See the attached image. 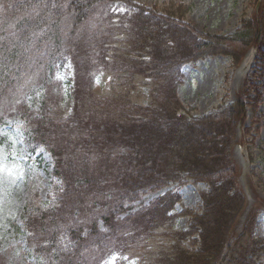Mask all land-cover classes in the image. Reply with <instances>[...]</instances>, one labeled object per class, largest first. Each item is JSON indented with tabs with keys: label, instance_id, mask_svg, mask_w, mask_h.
Wrapping results in <instances>:
<instances>
[{
	"label": "trees",
	"instance_id": "16d2710c",
	"mask_svg": "<svg viewBox=\"0 0 264 264\" xmlns=\"http://www.w3.org/2000/svg\"><path fill=\"white\" fill-rule=\"evenodd\" d=\"M3 4L13 28H0V100L8 99V118L24 119L31 151L44 147L54 160L52 208L33 206L27 220L28 241L44 264H101L129 252L143 234L147 239L173 221L181 202L178 190L148 205L144 196L188 181L208 186L200 194L202 212L184 211L191 217L189 230L147 264H258L253 230L264 211L251 209L236 236L246 200L232 150L262 86L248 80L233 105L203 116L191 115L177 90L182 68L208 57L226 55L237 65L254 48L257 64L264 65V0H255L252 18L229 36L197 32L185 22L188 8L177 3L162 9L133 0ZM118 7L126 13L114 23L111 12ZM68 60L76 77L87 67L90 73L108 70L149 80V104L117 95L88 106L76 92L75 120H66L54 91H62L56 71ZM42 74L46 78L37 88L45 94L35 114L23 95L28 82ZM190 239L187 249L181 243Z\"/></svg>",
	"mask_w": 264,
	"mask_h": 264
},
{
	"label": "rangeland",
	"instance_id": "374dc122",
	"mask_svg": "<svg viewBox=\"0 0 264 264\" xmlns=\"http://www.w3.org/2000/svg\"><path fill=\"white\" fill-rule=\"evenodd\" d=\"M5 0H0V28H13V21L7 18L4 7ZM136 4L149 9H162L171 3L182 4L188 8L185 22L197 32L208 35L229 36L242 27L244 20L252 18L255 0H133ZM116 16L114 23L126 9L112 10ZM116 49H121L117 46ZM264 52V48H262ZM111 54V53H110ZM257 52L250 48L236 65L226 55L208 57L202 61L185 65L182 68L183 82L177 90L182 105L192 110L191 115L203 116L220 106L233 105L236 95L248 80L259 89L260 100L255 107H248L245 122L237 129L236 143L232 157L239 168V183L245 195V209L239 220L236 236L241 234L245 217L251 209L264 211V65L257 64ZM57 80L62 84L57 101L60 112L66 120H75L74 98L80 92L85 96V103L105 104L117 95L130 100L134 104L146 106L150 102V81L141 77L129 78L126 74H112L105 70L86 72L76 77V68L68 60L67 64L57 71ZM257 73V74H256ZM46 76L36 75L28 82L23 97L30 111L40 113L41 102L45 94L43 87L37 88ZM78 81L80 82L78 86ZM248 89L249 85H248ZM257 90V89H256ZM8 93V92H5ZM94 96V99L92 100ZM8 97V96H6ZM254 98L255 93L250 92ZM3 98V97H2ZM0 100V264H44L34 252L28 241L27 220L32 207L42 211L52 208L54 160L50 153L40 148L31 157L25 136L24 119L15 116L8 118L6 111L8 99ZM117 101V100H116ZM253 103V102H252ZM7 116V117H6ZM6 117V119H5ZM76 122V121H75ZM178 190L181 202L175 207V219L166 226L156 230L155 234L134 244L126 253L112 255L101 264H147L150 259L163 252H168L179 240L181 233L189 230L191 217L182 215L184 211L200 214L202 212L201 193L208 190L206 184H195L191 181L183 186L170 188L144 196V205H148L166 191ZM103 228L102 223L100 224ZM260 252L258 264H264V212L257 219L253 230ZM176 236V237H175ZM192 239L181 243L191 249ZM251 243L250 240H241Z\"/></svg>",
	"mask_w": 264,
	"mask_h": 264
}]
</instances>
